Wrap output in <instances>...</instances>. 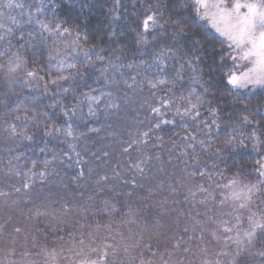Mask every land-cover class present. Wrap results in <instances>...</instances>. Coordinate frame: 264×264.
<instances>
[{
  "label": "trees",
  "instance_id": "obj_1",
  "mask_svg": "<svg viewBox=\"0 0 264 264\" xmlns=\"http://www.w3.org/2000/svg\"><path fill=\"white\" fill-rule=\"evenodd\" d=\"M45 1L49 4L40 19L53 29L60 24L61 32L67 28V33L41 32L28 25L11 31L8 45L0 44V133L15 142L13 147L7 141L10 163L22 175L50 172L45 181L50 182L49 186L56 185L55 179L63 176V180L72 181L78 188L75 199H86L91 186L80 174L67 176L69 168L84 171L88 176L98 166H114L121 177L114 186L122 190L107 193L108 200H81L78 208L72 209L71 201L63 202L65 206L58 207L63 219L81 211L73 220L54 225L36 219L34 229L28 233L33 252L65 254L79 248L88 250L86 246L93 240L94 248L105 250L103 253L108 257L105 264H193L176 262L178 236L170 233L171 244L159 245L145 240L140 230L135 229L138 208L133 197H147L146 188L139 189L134 179L139 176L134 164L141 163L136 160L138 152L146 154L150 164L160 157L166 168L173 163L189 164L193 183L204 191L209 190L216 199L221 197L223 187L233 181L240 186L255 185L249 210L256 218L264 219V177L260 176V166L264 164V87L239 90L224 83L225 74L236 70L231 59L234 51L196 16L194 0H186V6L179 10L175 7L176 0ZM149 10L161 12L159 19L169 22L166 28L150 31L148 44H143L138 42L137 33L142 31L141 21ZM117 13L119 19L113 21ZM177 15L187 16L191 25L189 38L196 32L204 39L203 48L191 53L199 57L192 61L195 71L185 62L190 40L176 38L177 43L173 44L174 25L169 18ZM162 47L174 48V54L163 58V63L154 58V53ZM213 48L216 54L210 55ZM82 50L88 51L89 56L85 57ZM97 54L104 59L96 61ZM17 56L21 58L19 62ZM59 57H67L77 68H66L62 74L69 79L56 85L50 80L58 75ZM88 59L96 62L86 68ZM30 71L35 77L28 76ZM177 71L182 73L180 77ZM158 80L166 83L155 89L149 86V82ZM65 88L69 91L65 92ZM193 90L195 95L212 101L210 106L220 110L219 117L209 113L208 104L195 120L177 114V107L181 112L186 107L181 97H189ZM85 93L101 97L92 104L94 114L89 112ZM164 101H169L170 106L164 107ZM78 102L81 103L73 116L71 110ZM153 108H160V115L153 113ZM245 115L253 124L241 123ZM213 119L220 127L205 128L203 122L211 124ZM157 124L159 128L155 127ZM46 125L54 127L46 129ZM69 125L72 137L55 131ZM233 129H237V146L224 149ZM253 131L260 143L252 140ZM241 132L248 137L242 146ZM200 141L205 143L201 145ZM2 167L7 170V166ZM49 186V190L53 189ZM214 186L220 192H213ZM115 205L119 206L117 212ZM103 232L109 242L115 243L114 247L100 246L103 240H97V234ZM138 236L143 238L141 244L135 243ZM124 241L136 247L118 244ZM179 244L182 248L189 243L183 239ZM252 245L253 254L236 264H264V256L259 254L264 252V233H258Z\"/></svg>",
  "mask_w": 264,
  "mask_h": 264
},
{
  "label": "rangeland",
  "instance_id": "obj_2",
  "mask_svg": "<svg viewBox=\"0 0 264 264\" xmlns=\"http://www.w3.org/2000/svg\"><path fill=\"white\" fill-rule=\"evenodd\" d=\"M210 2H215V0H210ZM234 2L235 0H224L229 8ZM240 2L244 3L245 0H240ZM48 4L49 2L45 0H0V24L4 25V28H0V34L4 36V39L0 40V44H9L8 34L10 32L7 31L8 28L13 31L33 25L39 29L35 22L42 21L40 17L45 13ZM37 8H40L39 12H37ZM30 16L31 22H29ZM13 20L15 23L12 22ZM204 21L208 24L206 20ZM208 26L229 45L224 37L220 36L209 24ZM234 54L237 57L241 55L238 52H234ZM236 64L240 65L235 70L237 72L245 71L251 67L249 62L239 59L235 61ZM248 88L263 87L253 88L249 85ZM91 107L93 109L92 105ZM8 140L10 146L13 144L14 147L15 142L0 133V264H105L104 261L108 259L103 253L105 250L99 251L94 248L93 240L89 241L86 246V249L90 251L79 248L65 254L61 252H33V248L30 246L29 231L31 228L34 229L36 219L39 218L57 225L62 220H73L80 215L81 211L77 213L75 211L74 216H65L66 218L63 219V214L59 209L61 204L64 205L63 202L71 201L74 205L73 209L79 207L81 200H108L107 193L109 194L110 191L112 194L120 193L122 189L114 186L115 181H120V172L114 166L108 168L105 165L98 166L94 172L86 176L84 171L77 169L73 171L72 168H69L67 176L70 177L72 173L80 174L86 180V184L91 186L87 191L86 199H82V197L75 199L78 188L76 189L72 181L73 184L70 180H63V176H58L55 179L56 185L49 186L50 182L45 183V181L50 176V172H46L44 177L39 175L40 172L27 175L16 172L14 165L10 163L11 158L8 157ZM139 153L141 152L136 155V160H141V163L136 161L134 164L135 170L139 169V176L134 179L138 181L139 189L146 188L147 197H133V200H137L134 205L136 204V208H138L134 221H136L135 229L140 230V234L144 236L145 240L156 241L159 245L166 244L168 246L173 240L168 235L173 233L178 236L175 247L179 252L174 257L178 255L176 262L181 263L236 264L242 258H249L253 254L251 251L253 243L241 245L236 242L237 237L243 239L244 233L250 229L249 217L253 216V213H250L249 205L253 201V193L247 206L241 207V204L246 203L243 193H246L247 189L236 182L234 184L231 182L223 187V193L219 199L213 198L209 190L204 191L193 183L189 164L174 165L173 163L169 168H166L160 157L150 164L149 157ZM4 165L7 166V170L3 169ZM81 177H77L78 181L81 180ZM25 182H29L28 188L24 187ZM109 185L113 187H109ZM48 186L53 189L49 190ZM212 189L213 192H220L216 186ZM47 190H49V194L46 192ZM234 193H241L242 198L234 199ZM33 203H40L41 206ZM118 207L115 205L114 211L117 212ZM226 229H231V231H226ZM97 236V240H103L100 246L114 247L115 243L112 240L109 242L104 232L103 234L98 233ZM138 238L135 239V243L141 244L143 238L139 236ZM183 239L189 244L187 247L180 248L179 242ZM118 244L136 247L126 241Z\"/></svg>",
  "mask_w": 264,
  "mask_h": 264
},
{
  "label": "snow or ice",
  "instance_id": "obj_3",
  "mask_svg": "<svg viewBox=\"0 0 264 264\" xmlns=\"http://www.w3.org/2000/svg\"><path fill=\"white\" fill-rule=\"evenodd\" d=\"M118 3V0H117ZM195 4V13L196 16L200 20H206L208 24L215 29L220 36L224 37L229 42V47L233 48L234 52L241 53L238 57L233 55L231 59L233 61H237V59L241 61H247L251 64V67H248L245 71L237 72L235 70H231L225 74L224 83L228 86H231V89H244L248 88L251 85L253 88L257 86L264 87V0H245L244 3H241L240 0H235L232 4L231 8L227 7L224 3V0H215V2H210V0H194ZM10 6V5H9ZM18 7L20 5H17ZM186 6V0H176L175 7L177 10ZM53 7H58V5H53ZM82 7H87V5H82ZM244 10V11H242ZM40 11V8H37V12ZM162 15L161 12L156 10H149L148 14L141 21L142 31L137 33L139 43L148 44L147 34L150 31H153L157 28H166L169 21H161L159 17ZM113 21L119 19V15L114 14L112 17ZM171 24L174 27L171 29V35L173 37V44L177 43L176 38L181 39H189L190 46L188 53L186 55L185 62L189 67L193 68L195 71L192 61L193 59L198 60L199 57L192 56V51L197 49H202L204 46V39L198 33L193 32L192 36L189 38V29L191 25L188 23V18L186 15H177L176 17H170ZM15 23V20L12 21ZM31 22V16L30 21ZM41 32L52 33L56 32L60 35L67 33L69 29L64 28L61 32V25L57 24L55 29L51 28L48 24L43 21L37 20L35 22ZM0 28H4L3 24H0ZM8 32H11L12 29L8 28ZM4 39V36L0 34V40ZM155 39V37H154ZM83 55L85 57L89 56V52L86 50H82ZM174 54L173 47H162L156 53H154V58L157 61L163 63V58ZM210 55L216 54V50L213 48L212 53ZM17 61H20V57H16ZM61 67L57 70L58 75L55 79H51V84L59 85L60 81H66L69 79V76H65L62 73L67 69H75L77 68L76 63H69L67 61V57H59ZM75 59V57H73ZM104 59L100 54L96 55V61H102ZM119 59V57H117ZM96 61L88 59L86 64L84 65L86 68L91 67L95 64ZM129 67H133V65L129 64ZM16 67H19V63H17ZM140 67V66H137ZM183 67V65H181ZM236 68H239L240 65L236 64ZM14 70V69H13ZM107 70V69H106ZM177 77H180L182 73L177 71ZM29 77H35V73L30 71L28 72ZM39 79H43V77H38ZM195 80V77H194ZM165 80H158L156 82H149V86L153 89L157 88L159 85L165 84ZM131 87V85H129ZM47 90V85L45 86ZM69 91V89L65 88V92ZM101 97L95 95H89L87 93L84 94V100H86L89 104V112L94 114L91 105L93 103H97ZM182 100L186 102V107H184L183 112L180 111V107H177V114L182 117H189L190 119H198L201 115V109L204 108L205 104H208V111L211 115L219 117L220 110L218 108L211 107L212 101L204 100L201 96L195 95V90L193 93L189 95V97H181ZM59 103V102H57ZM78 102L77 105H74L71 114L74 116L76 112V108L79 107ZM55 106V105H54ZM114 106V105H111ZM164 107H169L170 102L164 101ZM247 109V105H244ZM152 112L156 115H160V108H153ZM69 113L66 111L64 113L67 116ZM20 119V117H17ZM161 123H171V121L161 120ZM205 124V128L210 129L211 125H215L217 128L220 127V124L216 119L211 121L209 124L207 121L203 122ZM241 123L243 125H251L253 121L249 119L247 115L242 117ZM160 124L155 125V127L159 128ZM52 125H46V129H51ZM14 131V130H13ZM56 132H63L68 137L73 136V131L71 129V125H69L66 129L55 128ZM237 129H233L232 134L229 139L224 142V149L229 147H236V139L235 134ZM145 135H147L145 133ZM243 139L240 140L239 144L242 146L244 141L248 139L244 133H240ZM185 139L187 137H184ZM251 138L256 143H260L259 137L256 135V132L253 131L251 133ZM175 143V142H173ZM201 145L205 143V141H200ZM191 147V145H189ZM127 151V149H125ZM220 151V150H218ZM55 159V157H54ZM138 167V166H137ZM46 171H41L39 175L44 177L46 175ZM35 175V174H34ZM203 175V173H201ZM260 176L264 177V164L260 166ZM264 182V181H262ZM233 184L235 181L232 182ZM25 188L29 187V182H25ZM247 189L246 193H243V199L246 203L241 204V207L247 206V202L251 200L252 193L256 190V186H245ZM19 191V189H17ZM234 199H241V193H234ZM250 229L244 233L243 239L237 237L236 242L241 245H250L252 244L256 238L258 233H264V219L255 218V214L249 217ZM226 231H231V229H226ZM261 256H264V252L259 253Z\"/></svg>",
  "mask_w": 264,
  "mask_h": 264
}]
</instances>
